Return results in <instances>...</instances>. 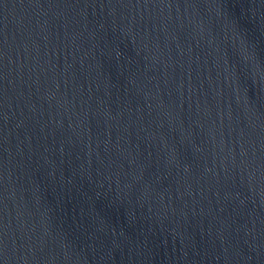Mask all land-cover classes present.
<instances>
[{
  "label": "water",
  "instance_id": "obj_1",
  "mask_svg": "<svg viewBox=\"0 0 264 264\" xmlns=\"http://www.w3.org/2000/svg\"><path fill=\"white\" fill-rule=\"evenodd\" d=\"M0 264H264V0H0Z\"/></svg>",
  "mask_w": 264,
  "mask_h": 264
}]
</instances>
